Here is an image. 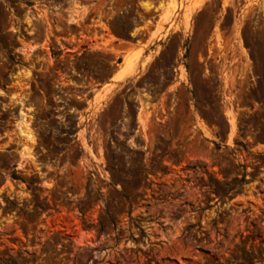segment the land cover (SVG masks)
Instances as JSON below:
<instances>
[{
	"label": "rangeland",
	"instance_id": "374dc122",
	"mask_svg": "<svg viewBox=\"0 0 264 264\" xmlns=\"http://www.w3.org/2000/svg\"><path fill=\"white\" fill-rule=\"evenodd\" d=\"M0 264H264V0H0Z\"/></svg>",
	"mask_w": 264,
	"mask_h": 264
},
{
	"label": "bare ground",
	"instance_id": "6f19581e",
	"mask_svg": "<svg viewBox=\"0 0 264 264\" xmlns=\"http://www.w3.org/2000/svg\"><path fill=\"white\" fill-rule=\"evenodd\" d=\"M122 73V72H121ZM121 78V74L120 73H115V74H113V76L111 77V79H113V80H119ZM111 84V83H110ZM106 85H108V83L106 84Z\"/></svg>",
	"mask_w": 264,
	"mask_h": 264
},
{
	"label": "trees",
	"instance_id": "16d2710c",
	"mask_svg": "<svg viewBox=\"0 0 264 264\" xmlns=\"http://www.w3.org/2000/svg\"><path fill=\"white\" fill-rule=\"evenodd\" d=\"M14 178H16V176H13Z\"/></svg>",
	"mask_w": 264,
	"mask_h": 264
}]
</instances>
